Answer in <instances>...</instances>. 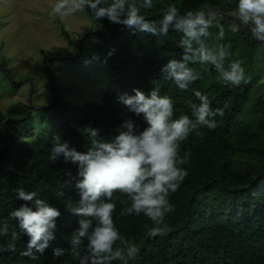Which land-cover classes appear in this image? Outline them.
<instances>
[{"label": "trees", "instance_id": "trees-1", "mask_svg": "<svg viewBox=\"0 0 264 264\" xmlns=\"http://www.w3.org/2000/svg\"><path fill=\"white\" fill-rule=\"evenodd\" d=\"M236 3L237 0H154V7L143 14L158 24L162 10L169 4H175L183 14L207 8L220 12L234 9ZM220 23L225 28L221 42L231 45L230 60H240L248 78L238 87L224 86L215 70L205 66L210 71L202 80L187 91L179 90L173 81L164 79L161 68L170 59L181 58L178 45L182 33L170 30L166 38L155 37L104 18L82 33L86 45L94 48L102 62L106 88L100 101L75 105L55 98L40 108L48 135L31 139L23 135L31 130L27 124L29 107L20 101L9 105L2 116V128L9 138L0 153V222H8L19 232L9 213L32 203L18 199L17 188L37 192L61 216L56 220L55 239L43 255L37 253L36 259L21 255L28 243L27 235L20 233L14 252L5 250L8 238L0 236V264H77L68 253L53 257L54 248L70 247L79 217L69 209L80 199L75 187L79 178L77 165L65 163L63 158L54 163L49 159L53 139L58 136L62 143L85 152L89 146L86 128L99 129L100 137L110 141L129 118L139 133L147 126L143 117L129 111L119 97L135 95L134 89L148 94L156 87L154 81L160 94L174 101L176 116L191 115L188 101L199 103L193 90L208 95L211 107L223 109L224 115L216 117V129L201 128L203 137L193 132L181 145V152L190 151L191 156L184 166L187 177L170 196L174 205V211L166 217L170 232L148 237L144 225L151 222L143 215L121 216L122 204L115 201L116 226L140 248L139 256L130 264H264V83L261 85V74L252 66L261 42L249 31L231 32L226 17ZM209 31L214 37L218 29L213 26ZM62 34L70 44L75 43L65 30ZM208 42L215 41L210 38ZM259 86L263 89L255 97Z\"/></svg>", "mask_w": 264, "mask_h": 264}, {"label": "clouds", "instance_id": "clouds-1", "mask_svg": "<svg viewBox=\"0 0 264 264\" xmlns=\"http://www.w3.org/2000/svg\"><path fill=\"white\" fill-rule=\"evenodd\" d=\"M154 7V0H55L49 13L51 18L65 20L78 12H87L93 21L106 18L110 23L134 29L155 37H168L170 30L182 33L179 60L170 59L162 68L164 79L171 80L181 91L204 78L210 71L218 74L224 86L238 87L247 83L245 68L240 60H230L231 45L222 43L225 28L220 21L224 14L214 8L187 10L181 14L175 4L162 10V19L157 24L143 14ZM232 23L229 30L239 33L242 29L264 44V0H237L231 11ZM218 29L213 37L209 31ZM212 38L215 42L209 43ZM201 66L197 68L196 66ZM148 94L134 89L135 95L122 94L119 99L137 117L142 116L146 127L137 133L131 118L120 125L112 140L99 135V129L88 127L84 131L89 146L80 152L54 137L49 159L52 163L63 158L65 163L77 165L78 179L75 187L80 199L70 207V212L79 217L78 228L69 240L70 247L54 248L53 257L70 254L77 264H130L140 254L134 239L123 235L114 220L120 200L121 216L146 217L145 224L150 238L164 236L171 231L166 217L174 211L170 196L180 187L188 175L184 167L188 164L190 151L181 152V145L193 132L203 137L201 128L216 129L217 116L224 115L223 109H213L208 95L193 90L199 101H188L191 115H175L174 101L161 95L159 85ZM17 198L25 202L9 213L15 220L19 232L8 222H0V236L7 237L5 250L14 252L20 233L28 236L22 256L37 258L55 239L56 220L61 212L35 191L17 188ZM119 194V195H117ZM123 197V199H121Z\"/></svg>", "mask_w": 264, "mask_h": 264}, {"label": "rangeland", "instance_id": "rangeland-1", "mask_svg": "<svg viewBox=\"0 0 264 264\" xmlns=\"http://www.w3.org/2000/svg\"><path fill=\"white\" fill-rule=\"evenodd\" d=\"M54 3L55 0H0V153L9 138L2 123L10 104L20 101L29 107L27 124L31 130L23 135L31 139L48 135L47 121L41 119L42 106L50 105L55 98L75 105L98 102L106 88L102 62L82 39V33L93 28L94 21L87 12L65 20L51 18ZM232 10L220 11L230 23ZM62 30L74 44L67 41ZM239 33L248 31L242 29ZM252 66L261 74L262 85V43L253 55ZM262 89L259 86L254 96Z\"/></svg>", "mask_w": 264, "mask_h": 264}]
</instances>
